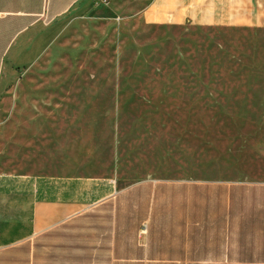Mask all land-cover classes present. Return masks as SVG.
Here are the masks:
<instances>
[{"label":"rangeland","instance_id":"1","mask_svg":"<svg viewBox=\"0 0 264 264\" xmlns=\"http://www.w3.org/2000/svg\"><path fill=\"white\" fill-rule=\"evenodd\" d=\"M250 8L183 20L85 0L45 21L42 56L0 84L1 245L28 235L40 197L93 204L147 175L264 180V6Z\"/></svg>","mask_w":264,"mask_h":264},{"label":"crops","instance_id":"2","mask_svg":"<svg viewBox=\"0 0 264 264\" xmlns=\"http://www.w3.org/2000/svg\"><path fill=\"white\" fill-rule=\"evenodd\" d=\"M85 0H0V84L42 56L43 24ZM183 20H249L264 0H153ZM252 14L254 16L252 17ZM82 224L80 236H43ZM46 240V242H44ZM0 264H264V180L151 175L97 202L37 199Z\"/></svg>","mask_w":264,"mask_h":264}]
</instances>
